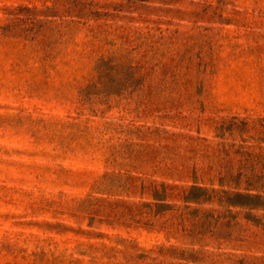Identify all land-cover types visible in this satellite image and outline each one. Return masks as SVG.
<instances>
[{"label": "rangeland", "instance_id": "374dc122", "mask_svg": "<svg viewBox=\"0 0 264 264\" xmlns=\"http://www.w3.org/2000/svg\"><path fill=\"white\" fill-rule=\"evenodd\" d=\"M128 54L142 79L111 91L97 60ZM222 120L262 150L264 0H0V264H264L244 214L191 258L140 210Z\"/></svg>", "mask_w": 264, "mask_h": 264}, {"label": "trees", "instance_id": "16d2710c", "mask_svg": "<svg viewBox=\"0 0 264 264\" xmlns=\"http://www.w3.org/2000/svg\"><path fill=\"white\" fill-rule=\"evenodd\" d=\"M79 3L76 1L73 7L67 9L55 6L52 8L53 14H70ZM115 8V13L97 9L93 15H117L121 8ZM78 15L82 16L80 13ZM144 66L135 63V58L128 54L101 57L95 69L100 73V79L104 73L117 72V78L109 89L120 93L131 83L142 79ZM245 124L248 125L247 122ZM238 125L235 120H222L215 128L214 139L200 137L213 141L208 144L212 145L214 154L205 153L202 156L215 161L207 165L199 163L197 159L187 170L180 171V177L174 178L190 177L192 183L153 181L150 187L153 200L144 201L140 206L141 213L148 216V222L154 226L159 224L161 217H165L160 223L161 228L166 230L169 237L188 242L192 250L191 258H195V244H205L209 237L220 236L223 227L232 230L240 225L241 214L248 222L264 226V147L260 146L262 150L259 152L250 149L244 137L247 127ZM237 135L241 136V141L235 140ZM191 166L192 169H189ZM215 203L220 206L216 207L213 205ZM179 247L172 244L169 249L174 251Z\"/></svg>", "mask_w": 264, "mask_h": 264}]
</instances>
